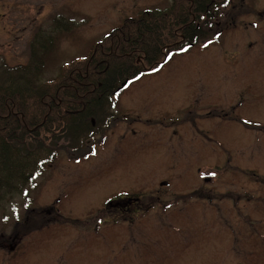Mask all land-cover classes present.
I'll return each mask as SVG.
<instances>
[{
	"label": "rangeland",
	"instance_id": "obj_1",
	"mask_svg": "<svg viewBox=\"0 0 264 264\" xmlns=\"http://www.w3.org/2000/svg\"><path fill=\"white\" fill-rule=\"evenodd\" d=\"M170 2L0 0V66L35 68L39 62L41 73L37 78L41 82L51 79L64 63L89 55L96 42L126 19L136 18L146 9H165ZM49 42L53 50L40 60L38 55ZM197 91L207 95V102L216 103L218 111H229L228 122L200 121L202 129L215 130L214 159L205 158L212 145L201 146L203 137L194 132L192 124L178 126L193 120L200 108L203 99L200 102L199 96L194 97ZM114 102L122 122L114 125L106 142L94 136L81 148L61 150L54 161L44 165L41 174L19 183L17 193L0 205V236L16 229L18 217L24 220L31 214L37 218L41 210L56 207L64 219L40 232L38 240L43 246L56 245L55 264H72L73 250L65 235L74 223L65 219L91 213L100 198L79 192L87 190L82 188L89 187L85 184L97 183L92 185L96 187L102 183L105 190L116 192L119 188L132 189L148 183L158 187L170 182L181 199L206 187L213 189V197L219 201L217 206L207 205L197 196L187 204H172L168 213L192 217L197 210L203 215L229 212V217L223 214L229 218L228 234L225 228L215 226L219 222L201 224V249L224 245L229 247V264H264V0H236L217 19L206 40L173 53L165 66L135 80ZM112 111L107 107L98 115L105 118L107 112L114 115ZM123 112L130 115L122 116ZM131 116L159 125L148 128V136L133 139L124 134L125 120ZM135 128L145 129L139 125ZM179 131L182 138L177 140L175 134ZM92 143L97 145L94 156L90 154ZM210 162L219 168L210 183H204L199 172L215 170L206 164ZM227 197L229 206L223 199ZM237 201L238 206L234 205ZM191 203L200 204L187 206ZM192 225H183L178 234L186 247V263L199 256H190L196 239ZM154 247H159L158 243ZM200 261H204L203 257Z\"/></svg>",
	"mask_w": 264,
	"mask_h": 264
},
{
	"label": "trees",
	"instance_id": "obj_2",
	"mask_svg": "<svg viewBox=\"0 0 264 264\" xmlns=\"http://www.w3.org/2000/svg\"><path fill=\"white\" fill-rule=\"evenodd\" d=\"M235 1L171 0L165 9H146L96 42L89 55L64 63L57 76L43 82L37 78L39 62L35 68L0 66V205L61 150L81 148L97 136L98 114L114 106L123 83L161 68L171 53L206 40ZM43 49L40 60L53 45Z\"/></svg>",
	"mask_w": 264,
	"mask_h": 264
},
{
	"label": "flooded vegetation",
	"instance_id": "obj_3",
	"mask_svg": "<svg viewBox=\"0 0 264 264\" xmlns=\"http://www.w3.org/2000/svg\"><path fill=\"white\" fill-rule=\"evenodd\" d=\"M202 92L197 91L195 95L193 94L194 97L199 96L200 102L203 99L193 120L187 119L178 126L186 127L187 123L192 124L194 132L203 137L202 141H200L201 146L212 145L210 149L208 148L205 158L213 156L214 159L217 157L215 149L217 136L215 130L202 129L200 121L206 123H216V120L228 122L229 111L226 113L223 110L218 111L216 109L217 104L211 101L207 102V95L204 96L205 93ZM116 108V104L113 108H110L113 110V114H121V111L118 112ZM185 109L189 110L188 107ZM114 115L107 112L105 118L100 119V133L98 136L103 139V142H106L107 135L113 132L114 125L117 126L118 121L122 122L121 118L114 117ZM123 115L129 116L130 114L123 112ZM124 124L127 126L125 128L127 133L124 134L131 135L134 137L133 139H137L140 136H148L149 134L146 130L149 128V131L154 125H159L156 121L143 122L140 117H132L125 120ZM138 125L144 126V131H137L135 127ZM175 135L177 140L182 138L180 131ZM198 157L202 159L200 156ZM206 164H209L215 170H201L199 179L203 180L204 183H210L212 176H214L212 174L217 173L219 166L212 162ZM225 166L229 168V163ZM94 184L97 185V183L89 182L85 184L89 187H82L87 188V190H76L87 193L86 195H96V198L100 197L99 201L97 200V207L91 208L93 210L91 213L76 214L77 218H73L74 216L72 215L71 219L69 217L65 219L70 223H74L72 224L73 228L67 230L68 234L65 235L71 246V251L73 250L72 252L70 251L71 254L69 253L73 259L72 264H229L228 246L222 245L217 248L205 246L203 250L201 245L199 246L202 240L200 241L198 238V232L202 231L200 229L202 227L201 224L203 223L204 225L205 221L219 222L220 225L215 226L225 228L228 234L229 218L227 219L223 214L229 217V212L203 215L200 210H197L195 214H191L192 217H186L184 213H168L169 208L173 206L172 204L176 202L187 204V202L197 196L200 202L217 206L219 199L213 197L212 188H200L198 189L199 191H194V194L192 192L186 198L181 199V195L175 194L177 189H171L173 185L170 182H162L158 187H153V185L148 183L146 186H136L132 189L119 188L116 192L105 190V184L98 183V186L92 187ZM89 190L92 191L89 192ZM204 191L210 192L212 195H207ZM223 199L227 201L226 204L229 206V197ZM199 204L191 203L187 206L194 207ZM234 205L238 206L239 201ZM34 210L32 209V211ZM215 211L217 212L216 209ZM241 216L245 217V214H241ZM36 217L33 218L30 214L24 220L18 219L16 229L4 232L0 236V264H55V257L58 253L55 249L58 248H56L54 243H48L45 246L41 245L38 235L40 232L52 228L53 225L64 218L57 212L56 207L45 208ZM192 221L195 222L194 225H192ZM183 225H192V233L196 238L190 252V256L199 255L198 258L197 255L194 257L196 260H193L194 262L189 261V263H186L183 260L186 247L178 236L179 229ZM218 238L219 241L222 240L223 242L221 237ZM160 242L162 245L159 244ZM154 243H158L159 247H154ZM53 250L56 252L54 253ZM208 253L214 254H211V256ZM170 257H172L171 260ZM200 257H203L204 261H200Z\"/></svg>",
	"mask_w": 264,
	"mask_h": 264
},
{
	"label": "water",
	"instance_id": "obj_4",
	"mask_svg": "<svg viewBox=\"0 0 264 264\" xmlns=\"http://www.w3.org/2000/svg\"><path fill=\"white\" fill-rule=\"evenodd\" d=\"M128 84V82H126L125 84H123L122 88L126 87Z\"/></svg>",
	"mask_w": 264,
	"mask_h": 264
}]
</instances>
